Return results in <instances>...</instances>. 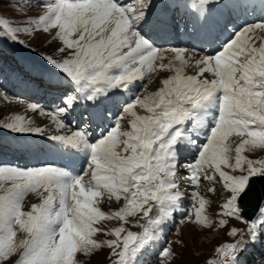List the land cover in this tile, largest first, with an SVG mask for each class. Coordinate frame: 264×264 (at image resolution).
I'll list each match as a JSON object with an SVG mask.
<instances>
[{
    "label": "snow or ice",
    "instance_id": "1",
    "mask_svg": "<svg viewBox=\"0 0 264 264\" xmlns=\"http://www.w3.org/2000/svg\"><path fill=\"white\" fill-rule=\"evenodd\" d=\"M209 4L210 0H195L192 5L202 25H208ZM29 6L44 11L20 28L0 18V29L13 41L17 32L48 34L50 42H58L55 51L63 58L45 57L53 70L46 86L60 92L61 104L47 113L36 104L27 109L49 116L59 132L68 127L69 113L88 105L79 112L75 130L49 137L82 153L86 166L79 170L0 166V264H81L79 255L104 249L111 264H138V257L179 209L183 195L177 183L178 162L190 148L197 155L186 165L187 179L197 190L190 194L185 222L206 229L213 226L206 215L210 201L198 189L203 179L212 185L208 192L215 193L218 182L227 199L217 215L245 222L248 239L225 244L217 252L228 264H246L248 254L264 249V192L257 198V211L251 217L244 214L247 203L256 198V180H264V159L243 154L246 146L264 148V18L233 26L228 37L217 38L216 47L208 52L195 46L158 48L144 27L151 24L166 31L174 22L164 14L150 21L148 0L135 4L36 0ZM231 23L225 21L222 31H228ZM153 73L159 78L155 90H149L153 81L148 80L140 94L119 106L106 103ZM81 124L102 128L99 137ZM0 129L43 132L20 114L0 122ZM232 137H241L234 157ZM29 194H35L39 203L25 211ZM104 199L123 203L105 212L99 206ZM135 217L144 221L133 225L139 232L125 227ZM111 220H118L119 226L109 230L96 226ZM227 223L216 222L218 227ZM100 233L111 238L99 240ZM236 233L232 228L228 234ZM158 255L160 264H170L174 258L171 246Z\"/></svg>",
    "mask_w": 264,
    "mask_h": 264
},
{
    "label": "rangeland",
    "instance_id": "2",
    "mask_svg": "<svg viewBox=\"0 0 264 264\" xmlns=\"http://www.w3.org/2000/svg\"><path fill=\"white\" fill-rule=\"evenodd\" d=\"M164 1L168 2L169 0H155L156 3H160V6L164 5ZM211 1L217 2L218 0H210V2ZM35 2L36 0H0V18L6 19L12 27H25L30 19L35 18L37 14H42L44 11L43 7L29 6ZM207 6H210V4ZM164 7L166 8V11H168V8L166 6ZM178 11L181 13L182 9L179 7ZM168 15L170 17L169 13ZM171 20L174 22L173 19ZM208 22H210V20H208ZM207 26L208 25H203V28L205 29ZM37 34L40 33H33L32 35H29L23 32H17L16 41H13L3 31V29H0V99H3V102L4 100L6 101L7 99H12L16 102H20V105H28L30 103L36 104L39 109L47 113L54 111L53 109H56L57 106L61 104V99H52L43 95L44 92L47 93L48 91L59 92L51 90L46 86L47 82L51 78L53 70L51 69V66L47 64L45 57L51 56L54 59L59 60L62 59L63 56L55 51L58 47V42H50V35L45 34L50 37L46 41H43V39L39 38ZM156 34H158V31H156ZM253 42L256 46H259V40L254 38ZM154 78H156V73H153L143 82L137 81L136 85L133 86L130 92H123L120 90L126 99L117 93L106 103L109 106H112V102H114L117 106H119L120 102L128 100L134 94H140L142 91V84H147L148 80L153 81ZM58 96H60V94H58ZM87 106L88 105L86 104H81L75 111L69 113L65 117V123L68 127L65 128L67 130L64 134H70V130H75L77 128L78 114ZM113 110L115 111V109ZM137 111L140 114H144L141 109H137ZM38 112L39 111L35 113L38 114ZM117 115H119V113H117ZM44 116L48 117L47 115ZM37 118L38 116L32 115L31 119L34 120L33 124H35ZM211 119L212 116L209 114L207 116V121L209 122ZM50 125L51 124H48L47 127L42 128L43 132L40 135L35 133H13L7 129H0V166L34 168L52 165L53 160L50 153L53 150H51L48 145L52 140L48 139L47 136V133L51 129ZM79 127H86L89 134L97 138L102 130V128L96 127L95 124H81ZM189 127H191V125H189ZM65 129H62V131ZM199 139L201 141L204 140L203 132L200 133ZM240 140L241 137H233L231 140L233 152L230 153V155L233 157L235 156L234 149L239 144ZM51 143L55 147L59 145L55 141H52ZM18 144L23 145L24 147H21ZM33 145H38L39 147L35 148ZM59 147H61V145H59ZM65 149L63 151L64 155ZM263 151L264 148L262 147L246 146V150L243 154L252 159H264ZM74 152L75 153L72 154V157L73 159H77L79 163L69 164L71 159L68 158L69 161L64 160L65 162L62 163L63 165L58 164L56 161L55 166L66 167L69 169L71 165H77V170L86 166L84 164L83 154H78L76 151ZM192 153L193 150L190 148L182 154V157L178 162L177 183L180 185L179 191L182 193L183 199L180 202V208L176 210L171 217V224L169 225V228L165 230L164 226L162 228L163 231L161 232V239L165 242L164 244H160V247L153 252H149L148 248L143 255L138 257V264H160V257L158 253L164 247L168 246H171L174 252V258L170 261V264H209L210 261L215 262L219 260H223V264H228V260L224 259V257L217 252V249L221 248L225 244H230V242L235 243L240 239H248L246 233L247 224L245 222L235 218L227 216L221 217L217 215L220 211V205L227 199V193L222 189L221 184L218 182L215 183V193L208 192V187L212 185L210 182L204 181L203 179L201 180V184L198 189L201 195L210 201V203L206 206V215L212 221L213 226L206 229L198 225L185 222V213L192 203L190 194L192 191L197 190L194 187H190L192 184L190 180L187 179L189 173L188 170H186V165L194 162L193 156L189 155ZM194 154L197 155L196 152H194ZM78 157L80 158L78 159ZM225 170L229 171L228 169ZM256 183L258 184V182ZM32 203H39V199L35 194H29L25 197L24 210H29ZM122 203V201L117 202L115 200L104 199L100 202L99 206L103 211L111 212L122 206ZM178 211L180 213H178ZM219 219H225L228 221L227 226L218 227L216 222ZM130 221L131 223L125 225V227L134 232L141 231L139 227H135L133 225L143 223L144 221L140 220L139 217L130 218ZM119 224L120 222L118 220H111L103 221L96 226L104 230H109L111 228L118 227ZM186 226H189L188 230L187 228L184 229ZM232 228L237 230L236 235L228 234ZM22 236L23 234H20L18 238H22ZM96 238L104 240L111 237L100 233L97 234ZM15 259L16 257H13V260ZM78 259L81 261V264H111V258H109V252L107 249L98 251L91 256L79 255ZM245 260L246 264H264V249H255L245 257ZM9 264H12V262L10 261Z\"/></svg>",
    "mask_w": 264,
    "mask_h": 264
},
{
    "label": "bare ground",
    "instance_id": "3",
    "mask_svg": "<svg viewBox=\"0 0 264 264\" xmlns=\"http://www.w3.org/2000/svg\"><path fill=\"white\" fill-rule=\"evenodd\" d=\"M148 2L150 4H152L150 10L148 11V17H149V20L150 21H153L152 19L154 17H156L158 19L161 14H164V15H166V16L169 17V15H168L169 12L166 11V8L164 7L166 2L164 3L163 6H160V3H156L155 0L154 1L153 0H148ZM192 5L193 4H188V6H187V12L192 13L195 10V8H193ZM178 7H180L182 9V7H181L180 4L178 5ZM215 11L217 13H219L218 14V17H213V18L208 17V20H210V22H208V26L205 29L203 28V25L201 23V19H198L197 21H195V26H194L195 28H193L190 32L188 31L187 28H184V29L181 30L182 31V34L185 33V34H183L184 36L188 32L190 33L189 36H190L191 42H189V45L190 46H188V48H192L193 46L198 45V44H203L204 45V48H201V47L198 48V47L195 46V49L197 51H199L200 49H207L206 47H209V46L211 47L212 45H214L215 41H217V38H218V40H225L228 37V35L233 31V28L230 29L228 31V35L226 37L220 35L219 30L222 29V25L225 22L224 21L223 14L226 15V12L223 11V8H218V7L215 9ZM236 21L237 22H240L239 20H236ZM245 22L246 23H253L252 18H245ZM244 24L238 25V26H243ZM175 28L177 29V27H175V26H170L166 31H160L155 26L152 29V25L150 24V25H148V29L147 30H144V32H146L148 35H152V33L155 35L156 34V31H158V34L160 35V37L157 36V39H158V38H164V36H166V34H168L170 31H172ZM199 31H202L203 34H201ZM261 35H264V34H261ZM37 36H39V38H42L43 41H46L50 37V36L45 35L43 33L42 34L41 33L40 34H37ZM175 36L178 38V41H179L180 34H178V35L175 34ZM152 40H153V42H155L156 37L155 36H152ZM185 42H187V41L185 40L184 41V44H185ZM192 43L193 44L196 43V44L193 45ZM212 50H213V48H211L210 50H206V51L211 52ZM158 81H159V78H158V76L156 74V78L153 79V83H151L149 85V90H155L159 86V82ZM122 91L124 92V90H122ZM119 93H122V92H119ZM53 110H55V109H53ZM15 114H20V115L26 116L31 121V124H32L33 127L45 128V127H47L48 124H51L50 125L51 126L50 127L51 129L47 133L48 139H50L49 137L52 136V135L64 134V132L67 130V129H65L64 131L60 130L58 132L55 124L52 123V121H51V119H50L49 116L48 117H45L44 115H40L39 112H38V114H36L35 112L29 111L27 109V105H25V104L20 105V102H16V101H14L12 99L11 100L10 99H7L6 101L4 100V102H3V99H0V122H3L8 117H10L12 115H15ZM32 115L33 116H38L37 121L35 122V124H33L34 120L31 119ZM210 115L212 116V114H210ZM210 121L211 120H209V122ZM35 134H39L40 135L41 133H35ZM230 139L232 140L233 137L230 138ZM51 142L48 145H49V148L51 150H53L50 153V156L52 157V160H53V164H52L53 166L56 165L55 164L56 161L58 162V164L64 163L65 162L64 160L69 161L68 158L71 159V162H69V164L79 163V161H77V159H73V157H72V154L75 153L74 152L75 150L72 151L71 149H65L62 146L59 147V145L55 147V146H53V144ZM18 145L21 146V147H24L23 145H20V144H18ZM33 147L36 148V147H39V146L38 145H33ZM64 149H65V155L63 154ZM192 150H193V153L192 154H189V155L190 156H193V160H195V157H196V154H194L195 150L194 149H192ZM79 158L80 157H78V159ZM76 167H77V165H71L69 167V169L70 170L71 169H76ZM190 187H193V185H191ZM254 189H255V191L258 190V184L257 183L254 184ZM253 200L254 199H252L251 201H249L247 203V205H246V207H248L247 209L251 208L252 203H253ZM178 213H180V212L178 211ZM170 224H171V218L164 225V230L165 229H168ZM188 227L189 226H186V227H184V229L187 228V230H188ZM184 229H183V231L185 232ZM162 231L163 230L160 231L157 240L148 247L149 248V250H148L149 252H153V251L157 250L160 247V244H164L165 241H162V239H161L162 238V234H161Z\"/></svg>",
    "mask_w": 264,
    "mask_h": 264
},
{
    "label": "water",
    "instance_id": "4",
    "mask_svg": "<svg viewBox=\"0 0 264 264\" xmlns=\"http://www.w3.org/2000/svg\"><path fill=\"white\" fill-rule=\"evenodd\" d=\"M256 181H258V180H256ZM255 192H256V198H254L251 208L247 209V207H245V213L244 214L246 217H251L252 214L257 211V198L259 197V194L261 192H264L263 182L258 183V190Z\"/></svg>",
    "mask_w": 264,
    "mask_h": 264
}]
</instances>
